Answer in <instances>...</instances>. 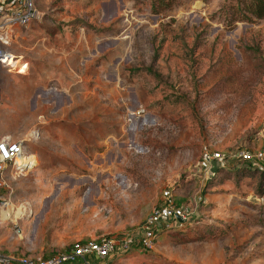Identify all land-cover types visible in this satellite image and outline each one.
Returning a JSON list of instances; mask_svg holds the SVG:
<instances>
[{"label":"rangeland","instance_id":"374dc122","mask_svg":"<svg viewBox=\"0 0 264 264\" xmlns=\"http://www.w3.org/2000/svg\"><path fill=\"white\" fill-rule=\"evenodd\" d=\"M225 2L34 0L8 47L26 67H0V134L34 159L8 167L1 253L119 236L169 198L191 219L109 264H264V17L225 24Z\"/></svg>","mask_w":264,"mask_h":264},{"label":"built area","instance_id":"2783aa9c","mask_svg":"<svg viewBox=\"0 0 264 264\" xmlns=\"http://www.w3.org/2000/svg\"><path fill=\"white\" fill-rule=\"evenodd\" d=\"M39 17L34 0H0V67L7 71L9 68L23 71L26 63L13 57L8 47L16 28H24ZM28 141L29 138L13 139L7 134L0 135V189L6 187L8 167L16 171L21 170V165L27 167L34 162L33 153L27 147ZM235 156L243 161L250 160V153L244 148L237 150ZM212 160L218 161V167H223L226 158L220 151L205 149L201 152L200 163L207 172H210ZM7 199L0 193V208L7 206ZM191 215L189 209L168 198L152 207L148 215L125 234L78 240L48 257L0 253V264H109L110 260L131 251L134 246L142 250L151 249L162 229L178 227L188 222Z\"/></svg>","mask_w":264,"mask_h":264},{"label":"trees","instance_id":"16d2710c","mask_svg":"<svg viewBox=\"0 0 264 264\" xmlns=\"http://www.w3.org/2000/svg\"><path fill=\"white\" fill-rule=\"evenodd\" d=\"M170 1L171 0H149L148 4L153 11H156L158 7L167 9ZM220 14L224 18L223 22L228 25H234L236 22L254 23L264 17V0H226L221 6ZM73 23L76 24L77 27H82L84 25V21L82 20H76ZM224 157H226V155H224ZM221 168L223 167H218L216 171ZM260 170L264 172V169ZM216 171L214 173H216ZM174 203L176 205L179 204L175 201ZM164 231L167 230L162 229L158 234Z\"/></svg>","mask_w":264,"mask_h":264},{"label":"water","instance_id":"95a60500","mask_svg":"<svg viewBox=\"0 0 264 264\" xmlns=\"http://www.w3.org/2000/svg\"><path fill=\"white\" fill-rule=\"evenodd\" d=\"M20 168L21 170H23L25 168V165H21ZM217 168H218V161L212 160L210 162V172L214 173L217 170Z\"/></svg>","mask_w":264,"mask_h":264},{"label":"crops","instance_id":"0c3cea01","mask_svg":"<svg viewBox=\"0 0 264 264\" xmlns=\"http://www.w3.org/2000/svg\"><path fill=\"white\" fill-rule=\"evenodd\" d=\"M76 20H81V19H73V20H71V21L69 22V24H70L69 26H71V25H72V26H76V24L73 23V22H75ZM19 29H21V28H16V29L14 30V35H15L16 31H18ZM95 30H96V29H95ZM104 30H105V29H104ZM104 30H103V31H104ZM14 35H13V36H14ZM0 135H6V134H0ZM7 135H8V134H7ZM7 177H8V174H6V180H7ZM6 180H5V181H6ZM3 189H4V188H3ZM3 189H0V193H1V194H3V193H2V192H3ZM7 198H9V197L7 196ZM16 209L19 210V208H16ZM0 253H1V252H0Z\"/></svg>","mask_w":264,"mask_h":264},{"label":"bare ground","instance_id":"6f19581e","mask_svg":"<svg viewBox=\"0 0 264 264\" xmlns=\"http://www.w3.org/2000/svg\"><path fill=\"white\" fill-rule=\"evenodd\" d=\"M16 212H17V214H18V213H19V214L22 213L21 210H17ZM10 214H11V213H10ZM21 215H22V214H21ZM12 220H13V219H12Z\"/></svg>","mask_w":264,"mask_h":264}]
</instances>
